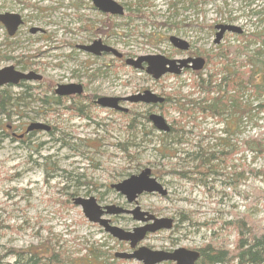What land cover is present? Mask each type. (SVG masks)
I'll return each mask as SVG.
<instances>
[{"label":"rangeland","instance_id":"374dc122","mask_svg":"<svg viewBox=\"0 0 264 264\" xmlns=\"http://www.w3.org/2000/svg\"><path fill=\"white\" fill-rule=\"evenodd\" d=\"M115 1L127 7V14L105 15L89 0H0V14L14 13L24 20L14 36L0 23V70L13 66L38 73L54 88L84 85L83 95L63 99L54 90L43 91L40 82L28 84L41 91L0 89L4 97L0 106V264H29L28 256L18 258L13 253L28 251L57 254L60 263L55 264H142L115 257L130 253L129 243L119 242L88 221L74 204L77 198L93 197L102 207L133 210L139 206L156 217L174 219L178 229L152 234L141 243L152 250H195L211 238H223L230 249L236 234L220 227L234 213H247L264 225V201L254 195L255 189L264 191V154L240 148L229 162L211 159L204 167L187 156L221 150L217 144L228 137L225 128L233 130L236 120L227 113L223 116L227 121L199 113L181 116L177 106L182 97L200 100L205 96L194 86L197 77L191 69L155 80L124 60L105 54L98 57L81 48L102 40L127 58L202 57L206 60L200 71L203 77L212 75L219 82L227 73L215 56L226 52L241 66L250 61L249 54L264 53L258 41L244 40L264 34V0ZM218 25H233L242 32H227L215 45ZM170 36L189 42V50L175 52ZM235 49L243 51L234 55ZM249 68L246 65L245 71ZM237 89L241 91L239 85ZM146 90L167 102L122 104L128 113L95 103L100 97L126 98ZM239 95L241 104H249L252 110L240 116L238 130L229 136L236 147L251 138L264 140V95L248 89ZM46 98L48 103L43 104ZM79 107L84 115L75 113ZM150 114L163 116L172 131L165 134L155 129ZM34 122L53 130L18 139ZM145 169L168 191L167 196L144 193L129 204L111 186ZM200 170L205 175L197 173ZM106 218L123 230L140 224L132 215Z\"/></svg>","mask_w":264,"mask_h":264},{"label":"water","instance_id":"95a60500","mask_svg":"<svg viewBox=\"0 0 264 264\" xmlns=\"http://www.w3.org/2000/svg\"><path fill=\"white\" fill-rule=\"evenodd\" d=\"M94 5L103 13H109L112 15H122L123 7L113 0H92ZM0 22L6 27L9 35H14L18 27L22 24V20L19 15L15 14H1ZM220 32L217 34L216 42H219L226 31L230 33L240 34L241 29L233 25H221L217 26ZM171 42L174 46L180 50H188L189 44L178 38L171 37ZM87 52L94 55H101L102 52H112L116 56L120 57L115 50L105 46L101 41L95 42L91 46L83 47ZM142 63L147 64V73L152 75L156 80L165 75L166 73L179 75L183 68H191L194 71L201 70L205 61L202 58L196 59H184V60H168L163 56H147L140 57L137 60H127V64L135 69H141ZM40 79V77H33V75H25L14 69L13 66L5 67L0 70V87L4 85H16L20 80L24 79ZM56 94L59 96H71L81 95L83 88L81 85L68 84L59 85L56 89ZM120 101H129L132 103L143 102L150 103H162L163 99L156 97L150 92L146 91L144 94L132 96L125 99L102 97L97 100V103L102 107L113 108L115 110L127 111L119 106ZM150 120L154 125L162 130L168 131L169 126L165 122V119L160 115H151ZM33 129H47L41 124H33L29 128ZM112 188L119 191L122 195H125L129 203L136 201L137 197L144 192L153 193L157 192L161 196L167 195V190L153 177L149 169L143 170L139 175H133L129 179L112 185ZM75 206H80L88 221L98 224L104 228L105 232L116 238L119 242H128L132 249H135L132 253H116V257L123 260H137L142 264H160L163 262L171 261L176 264H196L200 259V252L189 250L186 248H177L172 252H166L161 250H152L145 246L135 248L139 242L144 240L147 233H154L161 229L169 230L172 228V218H157L153 214L148 212H142L139 207H136L133 211H126L120 207L106 206L101 207L91 197L89 199L77 198L74 200ZM130 213L133 215L134 220L141 222L152 221V224H148L141 227H136L133 230H123L117 226L111 225L109 220L105 219V215H116Z\"/></svg>","mask_w":264,"mask_h":264},{"label":"trees","instance_id":"16d2710c","mask_svg":"<svg viewBox=\"0 0 264 264\" xmlns=\"http://www.w3.org/2000/svg\"><path fill=\"white\" fill-rule=\"evenodd\" d=\"M244 40L246 42L248 41V43L258 41L261 43V47H264V34L260 36L250 35L244 38ZM242 49H244V46ZM241 51L235 49L233 54L237 55L241 53ZM225 54L226 52L218 55V57H220V60L223 58L228 62L225 65L222 64L223 69L226 70V76L219 79V82H217V80L213 79L212 75H209L208 78H204L202 72H192V74L197 77L194 86L199 88L201 93H205V96L200 100H188L182 97L184 101L180 102L179 100L177 106L183 117H191L194 116L195 113H199L205 118L216 117L220 121H223V119L227 121V119L223 117L225 113H227V115L236 119L234 120L235 128L232 130L227 126L225 132L228 137L220 139L217 144L218 147L220 146L221 150L217 152H207L206 149L201 151V153L187 154V156L192 157L193 161L200 162L203 167L207 160L217 159L222 161L230 159L234 153L239 152L240 148L243 150H251L255 152V154H264V140H262V138L244 140L242 141L241 147H236L232 144V140H229V136L238 130V122L241 117L244 118L245 115H248L252 110L249 104H241L239 99L241 101L242 99L238 94L243 91V89H248L255 95H264V53L258 50L254 55L249 54L248 58H250V61H242L243 63L241 66H237L231 59H228ZM227 65H230L233 69L227 70ZM246 65L252 68L245 71ZM237 85H239L241 91L237 89ZM214 92H217V94L212 95ZM3 101L4 97L1 98L0 96V106L2 103L1 108H3ZM42 102L45 104L47 98L42 99ZM75 113L84 115L82 107H79ZM239 113L240 115L238 116ZM177 131L176 129V132ZM177 142L178 140H176V143ZM243 169L244 167L242 171ZM251 171L252 173H256L253 170ZM197 173L205 175L206 172L200 170ZM179 175L183 178H189L187 174ZM254 195L259 196V200L264 201L263 190L255 189ZM220 228L224 229V231L236 234V239L232 243V248L229 249L227 247L228 242L223 238L220 241L211 238L207 244L201 248L195 249L200 252V261L198 264H264V225H262L260 221L252 218L247 213H234L233 219L224 221L223 227ZM13 253H15L18 258H21L23 255L28 256L27 262H29V264L60 263L57 254L50 257L41 251L38 253H33L31 251Z\"/></svg>","mask_w":264,"mask_h":264},{"label":"flooded vegetation","instance_id":"af4514ba","mask_svg":"<svg viewBox=\"0 0 264 264\" xmlns=\"http://www.w3.org/2000/svg\"><path fill=\"white\" fill-rule=\"evenodd\" d=\"M83 0H80V2H82ZM89 1H91L92 2V4H93V6H94V8H96L97 10H99L95 5H94V3H93V1L92 0H89ZM113 1H115V0H113ZM194 1H201V0H194ZM116 3H118L117 1H115ZM120 6H122L123 7V14L122 15H112V14H109V13H103V12H101L100 10V12L101 13H103V14H105V15H108V16H113V17H122V16H124L125 14H127L126 13V6L124 5V4H121V3H118ZM3 14H14V13H3ZM1 15V14H0ZM15 15H18V14H15ZM20 16V15H19ZM20 18H21V20H22V24L24 23V20L22 19V17L20 16ZM1 23V22H0ZM2 24V23H1ZM21 24V25H22ZM3 25V24H2ZM20 25V26H21ZM4 26V25H3ZM19 26V27H20ZM218 26H221V25H218ZM5 27V26H4ZM18 27V28H19ZM217 27V26H216ZM215 27V30H217L216 31V38H215V40H214V43H215V45H218L220 42H221V40L224 38V35L228 32V31H226L225 33H224V35L222 36V38L220 39V41L219 42H216V40H217V34L220 32V29H217ZM6 28V27H5ZM18 30V29H17ZM219 30V31H218ZM35 30H32V32H34ZM17 32V31H16ZM15 32V33H16ZM241 32H242V30H241ZM7 33H8V31H7ZM11 36V35H10ZM12 36H14V35H12ZM171 37H176V36H170L169 37V41H170V44L172 45V47L174 48V50H175V52L176 51H179L180 49H178V48H176L175 46H174V44L171 42ZM97 41H101V43L103 44V45H105V46H108V47H110V48H112L113 50H115L118 54H120V57H118V56H116L115 54H113L112 52H109V53H105V52H102L101 53V55H95V56H98V57H100V56H102V55H112V56H114V58H116V59H119L120 61H122V60H124V62H125V64L127 65V66H130V65H128L127 64V60H137L138 58H140V57H147V56H157V55H144V56H140V57H138V58H127L124 54H122V53H120V52H118L116 49H114L113 47H111V46H109V45H107V44H105L102 40H95L92 44H90V45H88V46H91V45H93L95 42H97ZM187 42V41H186ZM188 44H189V48H190V43L189 42H187ZM83 47H87V46H81V48L83 49ZM84 50V49H83ZM189 50V49H188ZM85 51V50H84ZM180 51H187V50H180ZM87 52V51H86ZM87 53H90V52H87ZM90 54H92V53H90ZM94 55V54H93ZM220 55V54H219ZM226 55V54H225ZM160 56H162V55H160ZM164 58H166L165 56H163ZM197 58H202V57H197ZM217 58V60H219L223 65H225V64H227L228 62L227 61H225L223 58L220 60V57H216L215 56V59ZM227 58H228V55H227ZM166 59H168V60H174V61H176V60H184V59H170V58H166ZM187 59H196V58H187ZM204 61H205V63H204V66H205V64H206V60L204 59V58H202ZM228 59H230V58H228ZM224 61H225V63H224ZM217 63H219L218 61H217ZM204 66H203V68L201 69V70H198V71H194V70H192L191 68H183L182 70H181V73L183 72V71H186V70H188V69H191L193 72H200V71H202L203 69H204ZM132 67V66H131ZM226 67H228V66H226ZM134 68V67H133ZM147 64L146 63H142V68L141 69H136V70H141V71H145L146 73H147ZM15 69V68H14ZM227 69V68H226ZM16 70V69H15ZM228 70V69H227ZM16 71H18V70H16ZM18 72H20V73H23V74H25V75H33V77H40V79H24V80H20L19 81V83L18 84H16V85H4V86H14V87H24V88H28L29 90H32V91H34V90H36V89H38V90H40L41 91V88L40 87H36V86H34V85H31V84H28V83H34L35 84V82H40V83H42L43 85H42V88H43V91H45V92H50V91H53L54 90V94L56 95V97H59V98H70V97H75V96H81V95H83V93H84V85L83 84H77V85H81L82 86V88H83V92H82V94L81 95H71V96H59V95H57L56 94V89H57V87L56 88H54V86L52 85V83H48V81L46 80V78L45 77H43L42 75H40V74H38V73H33V72H22V71H18ZM180 73V74H181ZM148 74V73H147ZM168 74H171V73H166L165 75H168ZM179 74V75H180ZM148 75H150V74H148ZM165 75H163L162 77H164ZM171 75H176V74H171ZM150 76H152V75H150ZM162 77H160V78H162ZM152 78L153 79H155L153 76H152ZM159 78V79H160ZM159 79H157V80H159ZM156 80V79H155ZM71 84H73V83H71ZM4 86H2V87H4ZM2 87H0V89L2 88ZM146 91H148V90H146ZM146 91H144V92H146ZM144 92L143 93H141V94H144ZM148 92H150V91H148ZM151 94H153V95H155L156 97H159V98H162L163 99V102L162 103H157V104H155V103H150L149 105H159V104H163V103H165V102H167V99L165 98V97H163V96H158V95H156V94H154V93H152V92H150ZM136 95H140V94H136ZM136 95H133V96H136ZM129 97H132V96H129ZM129 97H126V98H129ZM100 98H102V97H100ZM112 98H120V97H112ZM120 99H125V98H120ZM97 100H99V98H97L96 100H95V103H96V105H98V106H100L98 103H97ZM48 103V98H47V102H46V104ZM124 103H131V104H139V103H143V102H138V103H132V102H129V101H120L119 102V106L121 107V108H124V109H126L127 111L125 112V111H120V110H115V109H113V108H107V107H102V106H100L101 108H104V109H109V110H114V111H116V112H122V113H128L129 112V110H128V108H126V107H124L122 104H124ZM144 104H146V103H144ZM148 105V104H147ZM151 115H153V114H150V116ZM155 115H159V114H155ZM150 116H149V120H150ZM161 116V115H160ZM163 117V116H162ZM164 118V117H163ZM165 119V118H164ZM151 121V120H150ZM165 122H166V120H165ZM167 123V125L169 126V130L171 131L172 130V128H171V125L170 124H168V122H166ZM33 124H41V125H43V126H45L46 128L48 127V130L49 131H52L53 130V128L51 127H49V126H46V125H44V124H42V123H36V122H34V123H31L29 126H27V128L21 133V134H19L18 135V139H21V140H25L27 137H29V136H31L32 134H33V132H35V131H40V130H46V131H48L47 129H39V130H37V129H33V130H30L29 128H30V126L31 125H33ZM154 178V177H153ZM160 183V182H159ZM161 184V183H160ZM162 185V184H161ZM163 186V185H162ZM112 187V186H111ZM114 189V188H113ZM165 189V188H164ZM116 190V189H115ZM117 191V190H116ZM117 192H119V191H117ZM168 192V191H167ZM120 193V192H119ZM144 193H148V192H144ZM144 193H142L141 195H143ZM121 194V193H120ZM149 194H159V193H157V192H153V193H149ZM122 195V194H121ZM141 195H139V196H141ZM160 195V194H159ZM123 196H125V195H123ZM138 196V197H139ZM167 196V195H166ZM138 197H137V199H138ZM163 197H165V196H163ZM125 198H126V196H125ZM82 199H84V198H82ZM87 199H89V198H87ZM137 199H136V201H134L133 203H136L137 202ZM96 200V199H95ZM126 200H127V198H126ZM96 202H97V200H96ZM127 202H128V200H127ZM98 203V202H97ZM129 203V202H128ZM129 204H132V203H129ZM102 207V206H101ZM106 207V206H105ZM113 207H116V206H113ZM136 207H139V206H135V208ZM120 208H122V207H120ZM134 208V209H135ZM140 208V207H139ZM122 209H124V208H122ZM133 209V210H134ZM124 210H126V211H133V210H127V209H124ZM140 210H141V208H140ZM142 211V210H141ZM142 212H146V211H142ZM149 213V212H148ZM121 215H131L130 213H124V214H116V215H114V216H121ZM106 216H110V215H105V216H103L105 219H107V220H109V222H110V224L112 225V221L110 220V219H108V218H106ZM155 216V215H154ZM132 217H133V215H132ZM156 217V216H155ZM157 218H159V217H157ZM134 219V218H133ZM134 221H136V220H134ZM137 223H140L138 226H136V227H141V226H145V225H148V224H152V221H148V222H141V221H136ZM177 226V227H176ZM136 227H134V228H136ZM133 228V229H134ZM173 229H178V225H176V223H175V221H174V219H173V224H172V228L171 229H169V230H166V229H161V230H158V231H156V232H154V233H147L146 234V237L144 238V240H142L141 242H139L138 244H137V246L135 247L136 249L138 248V247H141L142 245H141V243L143 242V241H145L150 235H152V234H158V233H160V232H163V231H171V230H173ZM174 242V241H173ZM128 243V242H127ZM173 244V243H172ZM129 246H130V244H129ZM135 249H132V247L130 246V253H132L133 251H134ZM173 250H175V249H172L171 247H169V248H165V250H162V251H166V252H172ZM199 252V251H198ZM126 253V252H125ZM129 253V252H128ZM200 260V259H199ZM199 260H198V262L196 263V264H198L199 263ZM165 263H170V264H172V263H174V264H176L175 262H171V261H167V262H163V263H160V264H165Z\"/></svg>","mask_w":264,"mask_h":264},{"label":"bare ground","instance_id":"6f19581e","mask_svg":"<svg viewBox=\"0 0 264 264\" xmlns=\"http://www.w3.org/2000/svg\"><path fill=\"white\" fill-rule=\"evenodd\" d=\"M238 54H240V53H238ZM237 54V55H238ZM234 62V61H233ZM235 63V62H234ZM44 104V103H43ZM46 104V103H45ZM151 123H152V125H153V127L155 128V129H157L158 131H160V132H162V133H165V134H168V133H170L171 131L170 130H168V131H162V130H160V129H158L155 125H154V123L152 122V121H150ZM231 158H233V157H231ZM231 158L230 159H228V162H229V160H231Z\"/></svg>","mask_w":264,"mask_h":264}]
</instances>
